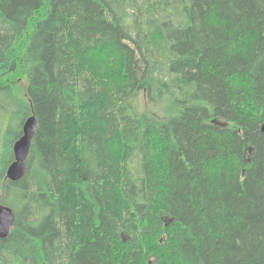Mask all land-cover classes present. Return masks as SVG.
<instances>
[{
  "label": "trees",
  "instance_id": "16d2710c",
  "mask_svg": "<svg viewBox=\"0 0 264 264\" xmlns=\"http://www.w3.org/2000/svg\"><path fill=\"white\" fill-rule=\"evenodd\" d=\"M263 125L264 0H0V264H264Z\"/></svg>",
  "mask_w": 264,
  "mask_h": 264
},
{
  "label": "water",
  "instance_id": "95a60500",
  "mask_svg": "<svg viewBox=\"0 0 264 264\" xmlns=\"http://www.w3.org/2000/svg\"><path fill=\"white\" fill-rule=\"evenodd\" d=\"M38 129V121L35 116L24 122L23 136L15 142L13 147L14 162L7 170V177L12 182H19L27 174L26 161L30 155L31 146ZM264 132V125L262 127ZM16 222V215L12 208L0 207V238L6 239Z\"/></svg>",
  "mask_w": 264,
  "mask_h": 264
},
{
  "label": "rangeland",
  "instance_id": "374dc122",
  "mask_svg": "<svg viewBox=\"0 0 264 264\" xmlns=\"http://www.w3.org/2000/svg\"><path fill=\"white\" fill-rule=\"evenodd\" d=\"M21 85L24 87L25 83L24 82H21ZM18 89L21 90L22 88L21 87H18ZM141 100H142V103L144 104V101H145L144 95H141Z\"/></svg>",
  "mask_w": 264,
  "mask_h": 264
}]
</instances>
